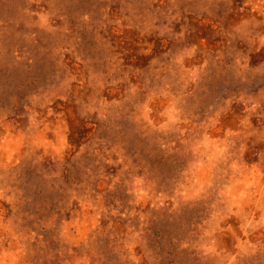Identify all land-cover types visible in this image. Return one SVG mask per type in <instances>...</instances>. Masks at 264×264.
<instances>
[{
	"label": "rangeland",
	"instance_id": "obj_1",
	"mask_svg": "<svg viewBox=\"0 0 264 264\" xmlns=\"http://www.w3.org/2000/svg\"><path fill=\"white\" fill-rule=\"evenodd\" d=\"M0 264H264V0H0Z\"/></svg>",
	"mask_w": 264,
	"mask_h": 264
}]
</instances>
